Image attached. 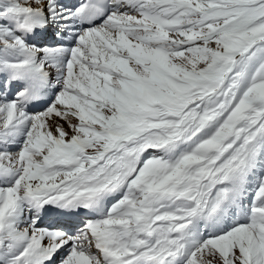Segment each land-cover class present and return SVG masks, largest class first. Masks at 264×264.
<instances>
[{"label":"snow or ice","instance_id":"snow-or-ice-1","mask_svg":"<svg viewBox=\"0 0 264 264\" xmlns=\"http://www.w3.org/2000/svg\"><path fill=\"white\" fill-rule=\"evenodd\" d=\"M0 264H264V0H0Z\"/></svg>","mask_w":264,"mask_h":264}]
</instances>
